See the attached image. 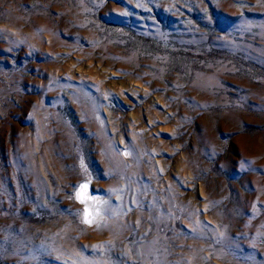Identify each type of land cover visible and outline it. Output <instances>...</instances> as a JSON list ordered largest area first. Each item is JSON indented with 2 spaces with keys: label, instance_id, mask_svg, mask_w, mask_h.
Returning <instances> with one entry per match:
<instances>
[{
  "label": "rangeland",
  "instance_id": "1",
  "mask_svg": "<svg viewBox=\"0 0 264 264\" xmlns=\"http://www.w3.org/2000/svg\"><path fill=\"white\" fill-rule=\"evenodd\" d=\"M0 264H264V0H0Z\"/></svg>",
  "mask_w": 264,
  "mask_h": 264
},
{
  "label": "snow or ice",
  "instance_id": "2",
  "mask_svg": "<svg viewBox=\"0 0 264 264\" xmlns=\"http://www.w3.org/2000/svg\"><path fill=\"white\" fill-rule=\"evenodd\" d=\"M87 184L80 185V193L77 194L78 198L80 199L81 203H85L87 199H90V197L87 196ZM84 223L92 224L94 222L93 214L88 211V209H85L84 214Z\"/></svg>",
  "mask_w": 264,
  "mask_h": 264
},
{
  "label": "bare ground",
  "instance_id": "3",
  "mask_svg": "<svg viewBox=\"0 0 264 264\" xmlns=\"http://www.w3.org/2000/svg\"><path fill=\"white\" fill-rule=\"evenodd\" d=\"M80 191H81V189L78 190L77 194L80 193ZM76 197H77V200L80 201V199L78 198V196H76ZM92 206H93V205H92ZM95 208H96V207H95ZM84 214H85V213H84ZM84 217H85V216H84Z\"/></svg>",
  "mask_w": 264,
  "mask_h": 264
}]
</instances>
